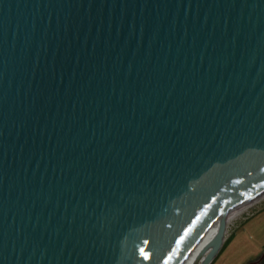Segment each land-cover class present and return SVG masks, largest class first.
<instances>
[{
    "label": "water",
    "instance_id": "obj_1",
    "mask_svg": "<svg viewBox=\"0 0 264 264\" xmlns=\"http://www.w3.org/2000/svg\"><path fill=\"white\" fill-rule=\"evenodd\" d=\"M263 191L264 0H0V264H184Z\"/></svg>",
    "mask_w": 264,
    "mask_h": 264
},
{
    "label": "rangeland",
    "instance_id": "obj_2",
    "mask_svg": "<svg viewBox=\"0 0 264 264\" xmlns=\"http://www.w3.org/2000/svg\"><path fill=\"white\" fill-rule=\"evenodd\" d=\"M223 245L211 264H247L264 252V197L229 221Z\"/></svg>",
    "mask_w": 264,
    "mask_h": 264
},
{
    "label": "bare ground",
    "instance_id": "obj_3",
    "mask_svg": "<svg viewBox=\"0 0 264 264\" xmlns=\"http://www.w3.org/2000/svg\"><path fill=\"white\" fill-rule=\"evenodd\" d=\"M264 197V191L257 194L256 196L252 197L251 199L247 200L246 202L242 203L241 205L235 207L234 209L230 210L228 214H226L225 218L220 221L217 225H215L201 240L198 246L194 249V251L190 254L188 259L185 261L184 264H200V262L205 258L207 255L210 246L217 238L222 226L226 222V220H232L238 214H240L244 209L248 206L253 204L254 202L258 201L259 199Z\"/></svg>",
    "mask_w": 264,
    "mask_h": 264
},
{
    "label": "trees",
    "instance_id": "obj_4",
    "mask_svg": "<svg viewBox=\"0 0 264 264\" xmlns=\"http://www.w3.org/2000/svg\"><path fill=\"white\" fill-rule=\"evenodd\" d=\"M260 264H264V260H263V262H261Z\"/></svg>",
    "mask_w": 264,
    "mask_h": 264
}]
</instances>
